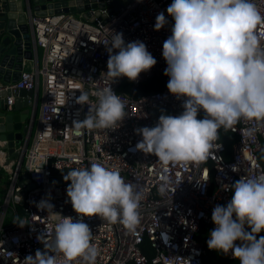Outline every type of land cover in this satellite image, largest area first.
<instances>
[{
	"label": "built area",
	"instance_id": "built-area-1",
	"mask_svg": "<svg viewBox=\"0 0 264 264\" xmlns=\"http://www.w3.org/2000/svg\"><path fill=\"white\" fill-rule=\"evenodd\" d=\"M172 2L132 0L124 4L120 0L117 12L108 14L109 8L100 9L98 18L93 20L69 14L29 16L34 69L23 71L13 84H0V92H11L7 98L9 107L17 90H34L39 95L35 134L28 140L22 162L17 158L4 165L0 154V167L8 181L0 195V264H22L25 257L43 251V244L53 238L52 226L59 222L56 214L72 217L74 221L83 219L89 225L91 243L99 251L95 264H202L206 251H210L207 239L215 227L211 221L214 207L227 205L233 196L231 185L241 176L264 174L258 160L264 146V121L241 118L230 127L221 126L214 141L216 147L205 161L164 164L154 155L135 150L142 139L135 134L136 129L154 127L161 114L176 116L183 111V98L177 100L166 86L140 97L133 94V89L154 77L163 76L168 82L162 49L174 26V20L167 14ZM252 2L264 16V0ZM160 13L167 23L154 31ZM255 31L264 45V23L257 25ZM112 32L121 33L125 44L143 42L156 60L135 82L121 77L112 83L103 74L107 71L106 48ZM39 50H42L41 66ZM109 88L125 105L126 116L118 122L117 129H77L74 122L82 121L95 107V93ZM82 93L89 96L84 105L76 103ZM204 115L201 111L197 118ZM223 131L234 137L229 148L221 140ZM24 143L25 139L16 145L15 151L21 152ZM95 162L118 170L126 183L143 193L138 208L140 219L134 230L102 217L80 218L73 211L66 195L70 182L63 179L66 175L63 171L86 168ZM23 173L33 186L25 193L22 191L28 185L18 184ZM165 183L167 188L162 194L159 189ZM42 200H47L52 210L39 209L37 205ZM203 228L206 234L198 240ZM144 242L155 252L151 259L142 252ZM222 255L234 260L231 252ZM70 264L84 262L76 258Z\"/></svg>",
	"mask_w": 264,
	"mask_h": 264
},
{
	"label": "clouds",
	"instance_id": "clouds-1",
	"mask_svg": "<svg viewBox=\"0 0 264 264\" xmlns=\"http://www.w3.org/2000/svg\"><path fill=\"white\" fill-rule=\"evenodd\" d=\"M167 14L174 26L163 43L164 75L168 93L177 100L183 98V111L176 116L161 114L154 127L136 129L142 139L135 150L154 155L164 164L205 161L216 147L221 126L230 127L241 118L264 121V45L255 31L264 16L252 0H173ZM166 23L165 15L158 14L154 31ZM112 33L103 74L112 83L121 77L135 82L156 60L143 42L125 44L121 33ZM95 96V107L82 121L74 122L75 127L116 130L126 116L121 97L111 88ZM88 102L87 93L76 100L80 105ZM201 111L204 118L197 119ZM63 179L70 182L67 200L78 217H102L130 230L139 223L143 193L126 183L118 170L95 162L69 171ZM166 188L167 183L159 191L163 194ZM231 191L227 205H217L212 211L215 227L207 247L224 255L231 252L238 264H264V236L257 238L264 232V174L241 176ZM37 207L52 210L47 200ZM56 215L59 222L52 226L51 241L43 244V251L25 257L22 264H70L76 258L95 264L99 251L91 243L89 225L83 219Z\"/></svg>",
	"mask_w": 264,
	"mask_h": 264
},
{
	"label": "water",
	"instance_id": "water-1",
	"mask_svg": "<svg viewBox=\"0 0 264 264\" xmlns=\"http://www.w3.org/2000/svg\"><path fill=\"white\" fill-rule=\"evenodd\" d=\"M120 7V0H0V81L4 84L17 82L23 72L24 62L33 59L29 16L69 14L80 16L83 20H93L94 17L98 18L100 9L109 8L108 14H111L117 12ZM92 11H95L93 16ZM10 96V91L0 92V154L2 153L4 165H8L11 159L19 158L20 163L22 162L39 102V95L34 90H17L13 94V105L9 107L7 98ZM24 139L23 150L15 151L16 145ZM63 172L67 174L66 170ZM53 181L54 179H51V182ZM18 184L28 185L22 193L33 187L25 173L20 176ZM22 202L23 198L20 204ZM20 212L24 213L23 209H20Z\"/></svg>",
	"mask_w": 264,
	"mask_h": 264
},
{
	"label": "trees",
	"instance_id": "trees-1",
	"mask_svg": "<svg viewBox=\"0 0 264 264\" xmlns=\"http://www.w3.org/2000/svg\"><path fill=\"white\" fill-rule=\"evenodd\" d=\"M167 85V79L163 76H157L151 79L148 83L145 85H142L141 87L137 89H133V94L135 97H140L145 94L154 93L157 91L162 90ZM125 89V88H123ZM197 119H202L201 117ZM237 124V122L235 123ZM221 140L226 144L227 148L230 147L231 141L233 140V136L229 135L227 131H223L221 134ZM258 160L264 170V146L263 151L258 156ZM7 177V176H6ZM4 189L8 185L7 179H4L3 181ZM1 192V191H0ZM206 229H202V234L198 236V240L203 239V235L205 236ZM259 236H264V232H261L258 234ZM142 252L147 256L148 259H151L155 252L149 247V244L147 242H144V244L141 246ZM150 264V263H149ZM202 264H238L235 260H227L223 257L222 253H219L217 251H206L205 255L203 256V263Z\"/></svg>",
	"mask_w": 264,
	"mask_h": 264
},
{
	"label": "crops",
	"instance_id": "crops-1",
	"mask_svg": "<svg viewBox=\"0 0 264 264\" xmlns=\"http://www.w3.org/2000/svg\"><path fill=\"white\" fill-rule=\"evenodd\" d=\"M39 65L41 66V62L39 63ZM34 69V62L32 61H25L24 64H23V71L25 72H31L32 70ZM0 84L4 85V83H2L0 81ZM27 104V101L26 103ZM25 108H23L24 110ZM32 112V111H31ZM7 176V175H6ZM7 179V177L5 178ZM3 179L0 177V191L3 193L4 192V185H3Z\"/></svg>",
	"mask_w": 264,
	"mask_h": 264
},
{
	"label": "rangeland",
	"instance_id": "rangeland-1",
	"mask_svg": "<svg viewBox=\"0 0 264 264\" xmlns=\"http://www.w3.org/2000/svg\"><path fill=\"white\" fill-rule=\"evenodd\" d=\"M132 0H122V3H129L131 2ZM39 61L41 62V57H42V50H39ZM37 118L38 116L36 115V119H35V123H34V127H33V130H32V135L35 134V130H36V126H37ZM0 177L4 180L6 178V173L3 169H0ZM0 195H3L2 192H0Z\"/></svg>",
	"mask_w": 264,
	"mask_h": 264
}]
</instances>
